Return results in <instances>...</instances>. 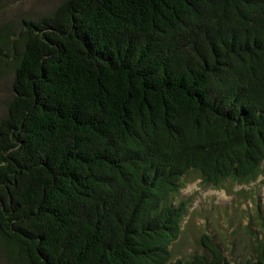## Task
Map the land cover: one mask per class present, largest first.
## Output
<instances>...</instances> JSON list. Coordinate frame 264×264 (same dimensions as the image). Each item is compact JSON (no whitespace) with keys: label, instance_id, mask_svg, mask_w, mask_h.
<instances>
[{"label":"trees","instance_id":"obj_1","mask_svg":"<svg viewBox=\"0 0 264 264\" xmlns=\"http://www.w3.org/2000/svg\"><path fill=\"white\" fill-rule=\"evenodd\" d=\"M11 30L10 264H264L263 236L244 261L207 235L186 262L171 249L191 171L217 189L264 176V0H63Z\"/></svg>","mask_w":264,"mask_h":264},{"label":"rangeland","instance_id":"obj_2","mask_svg":"<svg viewBox=\"0 0 264 264\" xmlns=\"http://www.w3.org/2000/svg\"><path fill=\"white\" fill-rule=\"evenodd\" d=\"M63 0H0V41L11 27L23 18L47 16ZM14 69L0 63V122L6 115L7 104L13 96ZM176 203L184 202L187 216L182 224L180 238L171 249L175 260L188 261L205 254L204 236L215 240L233 260H247L254 237L263 236L259 215H264V176L248 185L227 182L217 189L205 184L197 172L191 171L182 181ZM259 219V220H258ZM254 234V235H252ZM0 264H10L0 248Z\"/></svg>","mask_w":264,"mask_h":264}]
</instances>
